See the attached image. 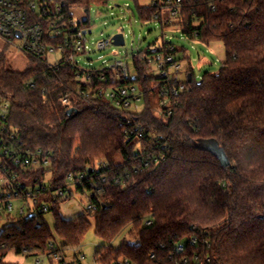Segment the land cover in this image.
<instances>
[{
    "label": "trees",
    "instance_id": "trees-1",
    "mask_svg": "<svg viewBox=\"0 0 264 264\" xmlns=\"http://www.w3.org/2000/svg\"><path fill=\"white\" fill-rule=\"evenodd\" d=\"M182 2L186 38L206 45L220 42L226 58L218 72L207 71L199 81L189 68L191 82L187 79V90L166 116L154 104L157 94L150 92L154 80L143 61L147 49L132 57L138 73L132 83L147 93L138 114L91 98H74L65 107L64 94L84 90L69 69L52 74L32 61L19 72L0 58V95L12 104L10 123L26 147L54 155L49 173L55 189L64 188L69 173H86L99 160L109 163L110 177H122V184L95 189L97 211L76 220L59 214L65 198H44L54 229L43 214L4 227L0 264H8L5 259L14 252L45 255L50 243L60 244L64 256L81 253L92 225L105 244L95 252L99 264L123 258L133 264H180L184 256L191 258L188 264H197L195 253L203 257L202 264H264V0ZM153 16L151 10L137 14L142 22ZM181 52L179 61H184ZM31 81L35 86L27 87ZM72 108L79 115L69 117ZM128 121L132 129L143 126L150 138L128 142ZM157 139L160 146L168 144L167 158L138 169L136 146L149 149ZM127 228L137 242L112 247ZM201 232L208 236L209 249L190 241ZM180 243L186 252L177 255Z\"/></svg>",
    "mask_w": 264,
    "mask_h": 264
},
{
    "label": "built area",
    "instance_id": "built-area-1",
    "mask_svg": "<svg viewBox=\"0 0 264 264\" xmlns=\"http://www.w3.org/2000/svg\"><path fill=\"white\" fill-rule=\"evenodd\" d=\"M122 1L126 0H0V39L17 53L43 64L52 74L61 73L65 68L71 71L84 90L64 94L61 98L63 106L69 107L74 98L101 99L121 111L138 114L147 93L142 86L132 83L138 77L133 58L129 64L128 60L100 54L114 46L116 35L124 34L120 32L113 37L94 41L92 35L96 24L90 17L92 11L101 14L100 7L105 11L124 7L133 13L136 20V14L151 10L153 19L145 23H158L162 30L178 25L182 33L187 24L184 26L182 23V0H150L147 5L140 4V0H131L135 3L136 11L131 10L129 3L122 4ZM96 54L99 55L93 60L92 56ZM51 56L54 57L52 60ZM179 59L175 44L166 38L154 49L148 48L143 59L149 77L154 80L150 92L157 94L158 109L164 116L170 114L181 94L187 90L188 74L185 80H181ZM26 86L34 87L35 82L31 81ZM11 112V102L0 95V233L4 229L3 221L11 224L21 218L36 219L41 214H49L51 206L44 198L56 201L67 198L73 191L86 192L89 202L87 212H95V189L99 191L105 185L122 184V177H110L109 163L100 160L95 169L89 170L91 173L71 172L66 177L64 188L55 189L49 173L54 155L42 148L26 147L18 130L10 123ZM126 127L128 142L150 138L143 126L136 125L132 129L128 121ZM152 142L149 149L139 143L136 146V156L140 162L138 169L149 168L167 158L168 144L160 146L158 139ZM155 152L160 153L156 155ZM36 177H41L42 182H35ZM146 224L150 226L152 222ZM190 241L204 250L211 247L208 236L203 232L192 235ZM49 247L45 255L37 257V264L41 263L43 257L58 264H82L84 260L81 252L74 253L72 262H67L60 244L50 243ZM185 252L183 243L176 245L177 255ZM13 254L16 255L15 252ZM192 257L197 264H202L203 257L199 258L197 253ZM190 260L189 256H184L180 258V264H188ZM116 264L133 263L123 258Z\"/></svg>",
    "mask_w": 264,
    "mask_h": 264
},
{
    "label": "rangeland",
    "instance_id": "rangeland-1",
    "mask_svg": "<svg viewBox=\"0 0 264 264\" xmlns=\"http://www.w3.org/2000/svg\"><path fill=\"white\" fill-rule=\"evenodd\" d=\"M149 2L150 0H140L139 3L147 5ZM121 3H129L131 10L136 11L134 1L126 0ZM99 10L101 14L96 13V11H92L90 15L93 23L96 24L92 39L94 41H100L106 39L107 37H113L120 32L123 33L125 37V44L123 46L110 47L100 54L112 55L111 58L113 59L128 60L130 64L131 58L137 50H146L148 48L152 50L155 46L161 44L165 38L167 40L171 39L180 51V58H182L183 55L181 50L184 51L187 56V59L180 61L182 68L180 75L181 80L186 79L188 69L191 68L194 72L196 81L201 80L202 76L207 71L212 73L218 72L221 64L225 61V48L220 42L206 45L200 42L191 41L186 38L178 25L164 27L162 30L160 24L158 23H145L147 21H140L137 14L136 20H134L133 13L124 7L114 9L109 8L108 11H105L100 7ZM164 34H166L165 37ZM98 55L99 54L93 55V60H95ZM0 58L4 59L5 66L7 68L19 72H23L33 61L25 55L17 53L13 48L6 46L1 39ZM53 58L54 57L51 56L50 60ZM158 99L157 95L153 98L154 104L157 105V107ZM143 109L144 106L141 112ZM88 204L89 202L86 192L82 193L73 191L72 195L68 196L59 203V214L66 220H76L83 214L87 213ZM44 218L50 228L54 229L55 223L53 215L47 214ZM1 224L5 227L10 225V222L3 221ZM130 230V228L125 229L112 243V247L118 248L124 241L136 243L137 237L135 235H130ZM103 245L105 244L95 235V228L94 225H92V228L87 232L82 241V248L80 250L84 255L82 264H99L95 260V252ZM37 257L16 256L11 253L5 261L8 264H37ZM73 258L74 253L66 255L67 262H72ZM40 264L58 263L43 257L41 258Z\"/></svg>",
    "mask_w": 264,
    "mask_h": 264
},
{
    "label": "water",
    "instance_id": "water-1",
    "mask_svg": "<svg viewBox=\"0 0 264 264\" xmlns=\"http://www.w3.org/2000/svg\"><path fill=\"white\" fill-rule=\"evenodd\" d=\"M113 40H114L113 41L114 46H123L125 44L124 36L122 34L116 35ZM188 80H189V82H191V76L190 75L188 76ZM79 113H80V111L72 108V109H69L66 114L69 117H74V116L79 115ZM89 172L91 173V171H89Z\"/></svg>",
    "mask_w": 264,
    "mask_h": 264
}]
</instances>
